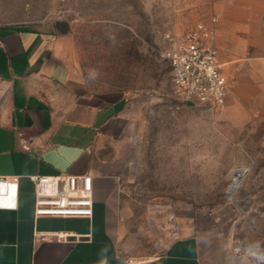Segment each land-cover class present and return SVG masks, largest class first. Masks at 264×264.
Returning <instances> with one entry per match:
<instances>
[{
  "label": "rangeland",
  "instance_id": "rangeland-1",
  "mask_svg": "<svg viewBox=\"0 0 264 264\" xmlns=\"http://www.w3.org/2000/svg\"><path fill=\"white\" fill-rule=\"evenodd\" d=\"M222 1L0 0V25L66 22L75 79L128 104L112 222L124 259L161 253L186 223L242 264H264V77L229 75L225 106L211 108L178 99L161 58L167 34L212 17L216 27Z\"/></svg>",
  "mask_w": 264,
  "mask_h": 264
},
{
  "label": "crops",
  "instance_id": "crops-1",
  "mask_svg": "<svg viewBox=\"0 0 264 264\" xmlns=\"http://www.w3.org/2000/svg\"><path fill=\"white\" fill-rule=\"evenodd\" d=\"M218 15L214 44L225 74L264 77V0H224ZM67 39L55 22L0 25V176L17 182L14 205L0 206V264H242L214 231L186 223L159 254H118L116 142L129 124L128 104L119 94L84 90ZM59 173L91 176L90 218L34 216L30 176Z\"/></svg>",
  "mask_w": 264,
  "mask_h": 264
},
{
  "label": "built area",
  "instance_id": "built-area-1",
  "mask_svg": "<svg viewBox=\"0 0 264 264\" xmlns=\"http://www.w3.org/2000/svg\"><path fill=\"white\" fill-rule=\"evenodd\" d=\"M216 17L198 21L182 33L167 34L161 58L165 62L172 93L183 102L211 108L225 106L231 80L223 70L214 44ZM29 149L26 140H21ZM34 186L33 213L36 217H85L93 212V183L89 175L59 173L30 176ZM8 188L11 194L8 195ZM7 192V193H6ZM11 199L3 201V197ZM17 182L0 176V206H12ZM64 240L66 234L57 233Z\"/></svg>",
  "mask_w": 264,
  "mask_h": 264
},
{
  "label": "water",
  "instance_id": "water-1",
  "mask_svg": "<svg viewBox=\"0 0 264 264\" xmlns=\"http://www.w3.org/2000/svg\"><path fill=\"white\" fill-rule=\"evenodd\" d=\"M55 25L57 26V28H59V30L61 32H66L67 31L66 22H64V21H55ZM188 103H191V102H188ZM238 181L231 184L230 190L228 191L227 196H229L230 194H232L234 192V190L236 189V187L238 185Z\"/></svg>",
  "mask_w": 264,
  "mask_h": 264
},
{
  "label": "bare ground",
  "instance_id": "bare-ground-1",
  "mask_svg": "<svg viewBox=\"0 0 264 264\" xmlns=\"http://www.w3.org/2000/svg\"><path fill=\"white\" fill-rule=\"evenodd\" d=\"M239 173H243V171L241 170V171H239V172H237L236 173V176H237V180L235 181V180H233V182L232 183H235V182H237L238 180L240 181V176H239ZM239 181H238V183H239ZM231 186V185H230ZM230 190V187L228 188V191Z\"/></svg>",
  "mask_w": 264,
  "mask_h": 264
}]
</instances>
